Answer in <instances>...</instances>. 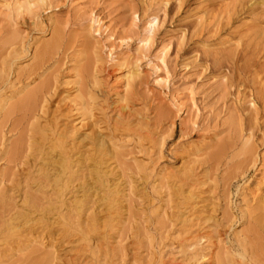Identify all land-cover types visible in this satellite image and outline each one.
<instances>
[{"label": "rangeland", "instance_id": "obj_1", "mask_svg": "<svg viewBox=\"0 0 264 264\" xmlns=\"http://www.w3.org/2000/svg\"><path fill=\"white\" fill-rule=\"evenodd\" d=\"M14 1L0 0V264H205L214 255V264H264V206L253 197L264 193V0H17L21 11L4 8ZM91 12L115 40L88 26ZM133 70L126 101L114 104L116 77ZM175 97L189 115L178 116ZM118 110L130 116L124 124ZM62 129L80 168L67 205L42 172ZM93 155L104 158L118 211L88 246L78 240L88 214H105ZM85 191L92 209L79 218L67 207ZM23 212L32 222L61 213L76 229L26 249L41 226L9 238L7 229ZM212 228L224 251L209 244ZM189 233L200 236L195 253Z\"/></svg>", "mask_w": 264, "mask_h": 264}, {"label": "bare ground", "instance_id": "obj_2", "mask_svg": "<svg viewBox=\"0 0 264 264\" xmlns=\"http://www.w3.org/2000/svg\"><path fill=\"white\" fill-rule=\"evenodd\" d=\"M42 1V3H44L43 1H45V0H41ZM248 1V0H247ZM45 3H46V1H45ZM167 3V2H166ZM3 6H4V8L6 9V10H8V11H11V10H15V11H21L22 9H23V5L19 2V1H14V3H10V2H6V3H4L3 4ZM90 15V16H89ZM88 15V19H87V22L89 23L88 24V26H92V27H94V26H97V30H96V35L98 34V33H100L99 31H100V28H104L105 30H108V36L110 37H108L109 39H114L115 40V36H116V32L114 31V30H112V29H110L109 28V26L108 25H105L104 23H105V21L104 20H102V19H100L99 17H97L93 12H91L90 14ZM156 21V22H155ZM157 24V18L154 16V18H152V20H150V22L147 24L148 25V28H149V31L148 32H150L149 34H153V32H154V30H155V28H156V25ZM91 28V27H90ZM103 29V30H104ZM105 30L103 31V32H105ZM146 30H148V29H146ZM147 33V32H146ZM153 37V36H152ZM152 39V38H151ZM150 37L147 35V37H145L144 38V40H142L143 41V43L142 44H144L145 45V47L147 46H149L150 47V45H151V42H150ZM96 43H94V45L93 44H90L91 45V49H96V45H95ZM55 45V43H53V46ZM143 45V46H144ZM51 47V48H54V47ZM101 46V45H100ZM168 46V45H167ZM166 47V46H165ZM165 47H163L164 48V52L162 51V53H163V55H164V53H166V51H167V49L165 48ZM169 47V46H168ZM167 47V48H168ZM50 49V48H49ZM163 50V49H162ZM167 54V53H166ZM166 54H165V56H166ZM95 64V63H94ZM121 67L122 68H124V67H126V65H125V62H122V64H121ZM98 71V70H97ZM80 73V72H79ZM99 73V72H98ZM79 74L78 73H76L75 74V77L74 78H76V79H79L80 77L78 76ZM137 72L135 71L134 72V70L133 71H128L127 73H124L123 75H121V76H119L118 78L116 77V81L113 83L114 85H113V88H112V90H113V92H114V96H115V99H114V104H116V103H123V102H125L126 101V98H127V96H128V94L130 93V91H131V89H132V87H133V84H134V82H135V79L137 78ZM257 76H258V74H257ZM103 77V76H102ZM224 78H226V77H224ZM163 80V79H162ZM100 82V81H99ZM98 82V83H99ZM74 88V90L77 92L78 90H79V82H76L75 84H74V86H73ZM81 91V90H80ZM79 91V92H80ZM43 94V93H42ZM30 97V96H29ZM9 99V98H8ZM8 100H5L4 101V104L6 105ZM181 100L179 99V98H174L173 99V104H174V106L176 107V112L178 113V116H179V114H184V116L187 114V113H189V112H187V110H185L184 109V104H181L182 102H180ZM87 103V102H86ZM126 104V103H125ZM173 104H172V106H173ZM247 106H251L252 108H254V110L255 109H257V104H258V101H256L255 100V97H253V99H252V97H251V99L249 100L248 99V102H247ZM74 105V104H73ZM129 105V104H128ZM169 105H171V104H169ZM183 105V106H182ZM88 106V105H87ZM126 106V105H125ZM124 106V107H125ZM172 106H171V108H172ZM195 106V105H194ZM5 108V107H4ZM44 108V107H43ZM46 108V107H45ZM174 108V107H173ZM197 108V107H196ZM195 108V109H196ZM84 109V112H86V113H84L85 115H87V114H90L91 115V113H90V111H89V108L88 107H84L83 108ZM130 109V108H129ZM44 110V109H43ZM43 110H42V112H43ZM125 110V109H124ZM198 109H196V112H199V110L197 111ZM129 111V110H128ZM130 112V111H129ZM175 112V111H174ZM175 112V113H176ZM187 115H189V114H187ZM198 115V114H197ZM117 116H118V118H117V120H116V122H119L120 124H124L123 123V121L126 119H128L130 116L127 114V113H124L123 111H121V110H118L117 111ZM177 116V115H176ZM183 116V117H184ZM91 117V116H90ZM93 117V116H92ZM189 117V116H188ZM189 118H191V117H189ZM195 118H193V120H194ZM189 121V120H188ZM196 120H194V124H196V122H195ZM128 122V121H127ZM190 122H191V119H190ZM127 124H129V123H127ZM126 125V124H125ZM80 126V125H79ZM82 126V125H81ZM80 126V127H81ZM195 126V125H194ZM193 126V127H194ZM56 127V126H55ZM192 127V128H193ZM196 127V126H195ZM59 131V130H58ZM58 131H56V133H55V135H53V138H52V140H51V146H50V148H51V155H50V160H49V162L47 161V163L45 164V166H46V168L45 169H42V172H43V174H44V176L45 177H47V178H49V179H51V181H52V186H54V192L59 196V198H60V200L62 201V203H66V197H67V195L69 194V193H72V188L74 187V183L78 180V178H79V176H78V172H79V169H76L75 170V168H76V166L78 165L77 163V161L78 160H74L73 159V156H71V154L68 152V150H67V145H66V141H65V139H66V131H65V129L63 130L62 129V131L60 132H58ZM54 132V131H53ZM75 132V131H74ZM74 134V133H73ZM77 134V133H76ZM96 143V142H95ZM98 143V142H97ZM99 144V146H98V148L96 149L97 151H99L98 153H100V154H102L101 153V151H102V149H103V147H104V143H103V141L102 142H99L98 143ZM104 144V145H103ZM97 146V145H96ZM71 148V147H70ZM49 150V149H48ZM97 153V152H96ZM48 154V153H47ZM100 156H102V155H100ZM99 155L98 156H96V155H93L91 158H90V161L92 160V162H93V164L91 163V165H92V167H93V169H94V171H95V174H93V175H95L96 176V178H97V181L98 182H101L102 183V187H104V189H105V194H103L101 197H100V200L101 201H103L104 202V207H105V214L102 216L101 214H102V210L100 209L99 211H98V209H97V212H92V213H90L89 212V210L90 209H92V207H90L91 205V199H92V197H90V195L87 193V191H85L81 196H79L78 197V195L77 196H74L73 198H72V201H70V205L67 207V209L70 211V212H76L75 214L80 218V217H84V216H86V214H88V212L90 213V214H88V216H87V224L85 225L86 227H85V229H81L80 230V235H79V241L80 242H84V243H86V245H88L87 243V241H91L90 239H93V237L91 238V235H92V233L94 234L95 233V235H96V233H98L99 232V229L101 228V227H108V225H110L112 222H113V218H111V215L113 214V212H115L116 210H114V208L117 206V201H118V199H117V193H116V191H115V189H112V188H110V186H107L104 182L107 180V176H108V173H109V171L108 170H106V168L104 167V162H103V159L104 158H102V157H100ZM104 156V155H103ZM46 159V158H45ZM48 159V158H47ZM80 159V158H79ZM88 159L86 158V160H83L84 162L85 161H87ZM257 161V160H256ZM255 160H254V164H256L255 162H256ZM82 162V161H81ZM87 163V162H86ZM44 165V164H43ZM57 165V166H56ZM45 166H43V167H45ZM79 167V166H78ZM92 173V172H91ZM96 178L94 179V180H96ZM166 179V178H165ZM45 182V181H44ZM95 182V181H94ZM166 182V181H165ZM2 183V182H1ZM97 183V182H96ZM82 184V183H81ZM83 185V184H82ZM101 185V184H100ZM40 187V186H39ZM91 187V186H90ZM256 194H254V196L253 197H255L256 199L258 198V204H259V206L260 207H263L264 206V193H263V191H261V189L260 188H258L257 190H256ZM259 192V193H258ZM76 195V194H75ZM92 196V195H91ZM33 197V196H32ZM252 197V198H253ZM30 199H31V197H30ZM25 201H23L24 202V204L25 205H30L31 203H30V200H29V198L27 199V197H26V199H24ZM34 200V199H33ZM32 200V202L34 203V201ZM36 200V199H35ZM3 201V200H2ZM68 202V201H67ZM252 202H254V199L252 200H250V201H246V205H247V207L248 206H251L252 207V205H250V204H252ZM68 203H66V205H67ZM35 205V204H34ZM90 205V206H89ZM95 205V204H94ZM31 207L33 206V205H30ZM61 206H62V204H61ZM101 208V207H100ZM259 208V207H258ZM252 209V208H251ZM248 210V209H247ZM68 211V212H69ZM92 211V210H91ZM118 211V210H117ZM248 213H249V211H247ZM252 212V211H251ZM72 213H71V215H72ZM117 214H118V212H117ZM18 218L17 219H22L23 221L21 222V220H20V222H19V220H17L16 219V216H14V218L18 221V222H16V223H11V224H8V223H10V222H7V224L9 225L8 226V238L9 237H18V236H20V235H22V234H24V232L25 231H30V229H32V227H35V226H37V225H40L41 227H39L40 229H41V231H40V233H39V235H40V237H41V235H42V238H40L39 237V235L38 236H35L36 235V233L38 232L37 230V232H34L33 233V235L34 236H29L30 238H29V240H28V245L25 247L26 249H29V248H31L32 246H34V244H38V243H40V244H42L43 245V241L45 240V239H48L47 241H48V243L45 245L46 247L47 246H50L51 245V243H54V241L52 240V239H54V238H52V239H50L51 237H53L54 236V232H59V234L60 233H62V232H67V231H70V229L72 228V227H74L73 229H76L75 228V226H73V223H72V221H70L68 218H67V216L66 215H63V214H61V213H59V216L57 217V220L56 219H54V221H50L49 220V218H47V217H45V215L43 216V217H40V218H38L37 220H34V222H32V219H31V215L29 214V213H19L18 214ZM31 216V217H30ZM102 216V217H101ZM69 217V216H68ZM113 217V216H112ZM35 218V217H34ZM85 218V217H84ZM12 219V218H11ZM74 219V218H73ZM72 219V220H73ZM11 221V220H10ZM82 224V223H81ZM34 225V226H33ZM55 225H57V226H59L60 228H62V230L60 231L59 229H58V231L57 230H55V231H51V229L53 228V227H55ZM82 226H83V224H82ZM84 227V226H83ZM102 228V229H103ZM48 229V230H47ZM49 229H50V231H49ZM39 230V229H38ZM45 230H47V231H49V232H46ZM53 230V229H52ZM72 230V229H71ZM105 230V229H104ZM211 231H209L208 232V234H207V238H208V240H209V244H211V245H215V247L216 248H222L223 249V251H224V245L226 244V242H225V244H224V239H221V237H220V233L216 230V229H214V228H212V229H210ZM69 233V232H68ZM72 233V232H71ZM100 233V232H99ZM98 233V236L100 235ZM240 233V232H239ZM29 234H30V232H29ZM58 234V235H59ZM74 234H77V233H74ZM198 234V233H197ZM32 235V234H31ZM185 235H186V232H185ZM199 235V234H198ZM201 235V234H200ZM94 236V235H93ZM238 236H240V235H238ZM4 237V236H3ZM22 237V236H21ZM200 237V236H199ZM199 237L194 233H189L184 239L185 240H187V242H188V244H187V247L189 248V250H191L193 253H195L196 252V245L198 244V239H199ZM203 237V236H202ZM104 238V237H103ZM204 238V237H203ZM241 238V237H240ZM183 239V238H182ZM240 240V239H239ZM78 241V242H79ZM79 242V243H80ZM46 242H44V244H45ZM84 245V244H83ZM82 246V245H81ZM85 246V245H84ZM89 246V245H88ZM87 246V247H88ZM87 247H85V248H87ZM83 249H84V247H82ZM43 249V248H42ZM89 249V248H88ZM85 250V249H84ZM113 250V249H112ZM18 251H20V250H18ZM52 252V251H51ZM56 252V251H55ZM54 253V252H53ZM225 253L223 252V255H224ZM227 254V253H226ZM48 255L49 254H47V256L46 257H48ZM240 255H241V258L242 259H246V255H245V251H243L242 253H240ZM50 256H52L51 255V253H50V255H49V258H50ZM48 258V262H50L49 260L51 259H49ZM204 258V260L203 261H207V263H205V264H214L215 263V255L214 256H211V257H209V258H206V257H203ZM202 257H201V259H203ZM47 259V258H46ZM43 260H45V259H43ZM42 260V261H43ZM54 260V258L53 259H51V262H50V264H52V261ZM98 260V259H97ZM45 261H47V260H45ZM76 262V261H75ZM80 263H81V261H80ZM94 263V262H93ZM251 263V262H250ZM47 264H49V263H47ZM53 264H55L54 262H53ZM58 264V263H57ZM76 264H78V263H76ZM251 264H253V263H251Z\"/></svg>", "mask_w": 264, "mask_h": 264}]
</instances>
